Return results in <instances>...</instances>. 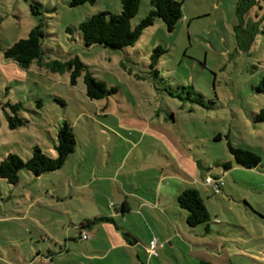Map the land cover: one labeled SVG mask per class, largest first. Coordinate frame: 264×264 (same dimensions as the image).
<instances>
[{
  "label": "rangeland",
  "instance_id": "1",
  "mask_svg": "<svg viewBox=\"0 0 264 264\" xmlns=\"http://www.w3.org/2000/svg\"><path fill=\"white\" fill-rule=\"evenodd\" d=\"M177 1L182 17L172 31L157 18L132 47L110 50L84 47L76 28L96 13H119L120 0L76 7L69 0H0V49L27 38L37 24L29 5H39L46 56L76 55L85 71L117 88L90 100L82 75L71 84L69 70L54 73L35 61L24 71L0 51V99L21 103L19 117L27 121L11 130L0 109V160L9 153L25 160L34 146L55 157L62 123L75 139L60 169L39 177L21 170L15 185L0 179V264H89L82 257L101 264L83 254L90 239L79 241L75 226L103 211L114 215L116 181L127 176V184H144L145 178L152 187L157 162L168 166L166 175L187 174V186L199 191L209 216L207 227L190 228L172 200L177 213L170 215L180 232L173 229L172 247L165 240L163 264H264V123L253 122L264 108V94L255 90L264 75V3L241 11L236 29L238 0ZM149 9L150 0H141L132 25ZM156 46L165 52L154 78L148 57ZM227 143L257 154L260 164L237 166ZM226 161L229 170L220 165ZM216 175L223 182L218 194L204 182Z\"/></svg>",
  "mask_w": 264,
  "mask_h": 264
},
{
  "label": "trees",
  "instance_id": "2",
  "mask_svg": "<svg viewBox=\"0 0 264 264\" xmlns=\"http://www.w3.org/2000/svg\"><path fill=\"white\" fill-rule=\"evenodd\" d=\"M96 0H69L70 7L84 4H93ZM141 0H120V12L117 14L110 12H99L81 21L77 25V30L81 35V42L86 48L101 46L110 50H122L132 47L143 31L151 26L155 19H160L167 31H172L179 19L182 17V4L177 0H150V9L146 15L135 25L132 19L137 14ZM264 3V0H238L236 13L238 14V24L236 29L241 27L242 18L239 13L253 3ZM30 12L37 18V24L29 31L27 38L19 39L9 48L0 49L4 60L12 62L17 68L27 71L35 61L40 67L44 66L51 72H63L65 69L70 72V83L74 84L76 79L82 75L85 88V95L90 100H99L113 95L117 92L115 87H107L103 81L94 78L89 71H85V66L76 55L68 54L67 59H50L46 56L47 51L43 49L44 22L41 18L39 5L30 4ZM54 9H51L53 11ZM66 33H71L72 29L66 27ZM165 52L160 46L153 48L148 57L149 69L154 78L157 77V64L161 55ZM156 76V77H155ZM7 90V88H6ZM257 93L264 94V75L261 76L255 88ZM38 106H41L38 101ZM0 109L3 111L7 127L16 129L27 124L25 119L19 117L22 110L21 103H12L8 99H0ZM254 123H264V108L253 117ZM218 140V137L215 138ZM75 139L71 127L67 123H62L56 134L54 150L55 157H48L41 150L34 146L31 148L29 158L23 160L15 153L7 154L0 160V179L7 184L15 185L19 179V172L25 170L34 177L56 171L60 169L74 150ZM228 150L237 166L245 169H252L260 164V157L248 150L234 148L227 143ZM223 170L231 168V162L226 161L220 164ZM178 206L185 211V224L194 228L199 225L209 223V216L203 201L195 189H186L176 198ZM108 221L107 217H97L88 219L78 224V230L90 227L97 221ZM207 230V229H206ZM52 250H48L50 255ZM38 255V253H37ZM39 256V255H38ZM33 261H30L31 264ZM199 264H211L200 261Z\"/></svg>",
  "mask_w": 264,
  "mask_h": 264
},
{
  "label": "crops",
  "instance_id": "3",
  "mask_svg": "<svg viewBox=\"0 0 264 264\" xmlns=\"http://www.w3.org/2000/svg\"><path fill=\"white\" fill-rule=\"evenodd\" d=\"M13 65L10 64L11 67ZM154 165L159 170L156 178H152L154 180L151 183L152 187L146 188L150 185L146 186L145 178L142 179L144 184L139 182H129L127 184L126 175L124 182L119 183L116 181L117 187L113 194L115 201L110 207L114 215H107L103 211L102 215L94 216V218L107 217L108 221H97L90 227L83 228L82 231L78 230L77 239L79 241L90 239V244L87 245L83 254H93L92 257H98L95 259L101 264H163L164 261H167L164 258L167 254L164 250V242L168 240L170 247H172L171 242L176 240L177 237L172 232L173 229L175 228L177 234L180 232L175 223L176 221L173 219L174 214L171 216L170 212L175 211L177 213L173 205L178 206L176 202L178 194L186 189L194 188L190 185L187 186L188 178L184 171L177 170L178 175L169 176L164 171L168 166L165 167L164 164L159 162ZM215 177L220 176L216 175ZM109 181L111 182L113 179ZM197 192L199 193L198 190ZM89 198L93 200L94 195L89 193ZM85 220L88 219H84L82 222ZM98 222L105 224L95 227ZM154 223H158V226ZM75 227H78V224ZM165 228L168 232L165 231ZM93 229L95 234L91 237L88 232ZM81 234H86L87 238L82 239ZM152 240L157 242L153 252L150 251L149 247ZM63 247L65 246L63 245ZM66 248L69 250V247L66 246ZM82 259L85 262L89 261V264L93 263L91 258L82 257ZM188 263L192 264V262ZM78 264L86 263L80 261Z\"/></svg>",
  "mask_w": 264,
  "mask_h": 264
},
{
  "label": "built area",
  "instance_id": "4",
  "mask_svg": "<svg viewBox=\"0 0 264 264\" xmlns=\"http://www.w3.org/2000/svg\"><path fill=\"white\" fill-rule=\"evenodd\" d=\"M204 182L207 185H210L213 188L215 194H218L219 193V190L223 186V182H222L221 177H215V178L214 177H206L205 180H204ZM81 238L82 239H86L87 238L86 234H81ZM156 245H157L156 240H152L150 242L149 247H150V251L151 252L154 251V248L156 247Z\"/></svg>",
  "mask_w": 264,
  "mask_h": 264
}]
</instances>
